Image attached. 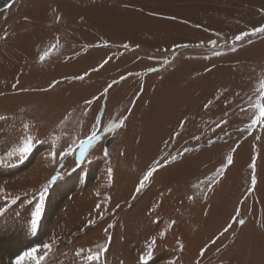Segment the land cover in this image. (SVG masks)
I'll list each match as a JSON object with an SVG mask.
<instances>
[{"label":"rangeland","instance_id":"374dc122","mask_svg":"<svg viewBox=\"0 0 264 264\" xmlns=\"http://www.w3.org/2000/svg\"><path fill=\"white\" fill-rule=\"evenodd\" d=\"M261 26L264 0L1 6L0 264H264Z\"/></svg>","mask_w":264,"mask_h":264},{"label":"snow or ice","instance_id":"6c2138e0","mask_svg":"<svg viewBox=\"0 0 264 264\" xmlns=\"http://www.w3.org/2000/svg\"><path fill=\"white\" fill-rule=\"evenodd\" d=\"M256 33H264V26H261L259 28H254L252 31V34L255 35ZM247 35H248L247 32L241 33L240 35L235 37V40L239 41ZM210 43L213 46L215 45V41H212ZM125 47H127V45H125ZM89 103H90V101H89ZM257 106L259 108V116L252 121V124H256L257 121L264 123V105L258 104ZM113 127H115V125H113ZM95 138H96L95 133H92L86 141L82 142V144L80 146L81 147V153H80L81 156L84 155V150L87 148L88 145H90L92 143V141ZM29 150H30V144L26 143L24 148L22 149V152L27 153ZM173 159H175V158H173ZM229 163H231V160H229ZM155 170H156L155 168H151L146 172L143 179L140 181V185L137 188V191H140V189L143 188L144 182L149 180V178L153 175V172ZM253 183H255V180H253ZM41 201H43V196H41ZM40 214H41V206L38 205L36 207L35 212L33 213V218H32V228L33 229H35V227L39 221ZM43 247L46 250H50V245H48V244H45ZM37 251L38 250L36 248H33V249H31V251L25 252L22 256L18 257L16 264H23V261L26 258H31L35 262V264H40V261H41V259H43V257L38 258L36 255ZM140 259H141V264H147V261L145 260L144 257H141ZM88 260L93 261V262L98 261L99 260V253H96L95 255H89Z\"/></svg>","mask_w":264,"mask_h":264},{"label":"bare ground","instance_id":"6f19581e","mask_svg":"<svg viewBox=\"0 0 264 264\" xmlns=\"http://www.w3.org/2000/svg\"><path fill=\"white\" fill-rule=\"evenodd\" d=\"M9 1H11V0L2 1V3L0 4V7L6 5ZM8 248L9 247H7L6 245L0 244V257L2 255H4L5 253H6L7 256L11 255L10 252H8V250H9Z\"/></svg>","mask_w":264,"mask_h":264}]
</instances>
